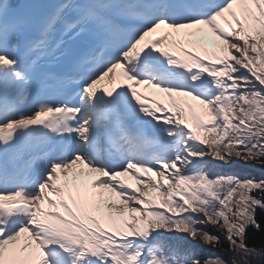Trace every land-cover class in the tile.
I'll list each match as a JSON object with an SVG mask.
<instances>
[{
	"label": "snow or ice",
	"instance_id": "6c2138e0",
	"mask_svg": "<svg viewBox=\"0 0 264 264\" xmlns=\"http://www.w3.org/2000/svg\"><path fill=\"white\" fill-rule=\"evenodd\" d=\"M233 159L264 167V0H0V264H264Z\"/></svg>",
	"mask_w": 264,
	"mask_h": 264
},
{
	"label": "trees",
	"instance_id": "16d2710c",
	"mask_svg": "<svg viewBox=\"0 0 264 264\" xmlns=\"http://www.w3.org/2000/svg\"><path fill=\"white\" fill-rule=\"evenodd\" d=\"M209 167L216 172L221 173H229V174H237L241 176H255L257 178H264V167H261L260 165L249 162L245 163L242 160L233 159V161L230 164H224L223 162L220 163H212L209 165ZM257 218L262 221L261 228L259 230L250 227L248 229L249 238L248 242L249 244L255 243L258 247L261 246L262 242H264V210L257 209ZM209 230L212 231L213 234L217 235H223L215 226H208ZM170 239L175 240L177 237L172 236L169 237ZM226 246V244H225ZM207 255L212 256H222L225 259L229 258V254L224 252L220 248L212 249L207 245L203 246ZM254 260H258L259 258H253Z\"/></svg>",
	"mask_w": 264,
	"mask_h": 264
},
{
	"label": "rangeland",
	"instance_id": "374dc122",
	"mask_svg": "<svg viewBox=\"0 0 264 264\" xmlns=\"http://www.w3.org/2000/svg\"><path fill=\"white\" fill-rule=\"evenodd\" d=\"M165 101H166L167 103H168V101H169L168 98H167V96L165 97ZM169 102H170V101H169ZM134 184H135V183H134ZM134 184H133V185H134ZM134 186H135V185H134Z\"/></svg>",
	"mask_w": 264,
	"mask_h": 264
}]
</instances>
